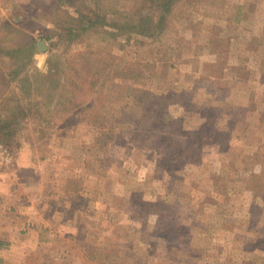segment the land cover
<instances>
[{
    "label": "rangeland",
    "instance_id": "obj_1",
    "mask_svg": "<svg viewBox=\"0 0 264 264\" xmlns=\"http://www.w3.org/2000/svg\"><path fill=\"white\" fill-rule=\"evenodd\" d=\"M0 142L31 264H264V0H0Z\"/></svg>",
    "mask_w": 264,
    "mask_h": 264
},
{
    "label": "crops",
    "instance_id": "obj_2",
    "mask_svg": "<svg viewBox=\"0 0 264 264\" xmlns=\"http://www.w3.org/2000/svg\"><path fill=\"white\" fill-rule=\"evenodd\" d=\"M8 179L0 178V264H31L32 252L36 248L42 249L43 244L49 240L45 232L55 231L57 224H47V214L39 210L36 215L28 208L18 213L17 209L15 211L9 206H2L3 201L10 203L9 188L12 184ZM32 233L37 234L36 239H33ZM52 259L53 256L44 251L38 256V263L50 264L53 263ZM54 259L57 260V257L54 256Z\"/></svg>",
    "mask_w": 264,
    "mask_h": 264
},
{
    "label": "clouds",
    "instance_id": "obj_3",
    "mask_svg": "<svg viewBox=\"0 0 264 264\" xmlns=\"http://www.w3.org/2000/svg\"><path fill=\"white\" fill-rule=\"evenodd\" d=\"M34 59L36 61V68L39 69L43 74H46L47 73V67H46L45 61L47 59V54L46 53H44V54L37 53L34 56Z\"/></svg>",
    "mask_w": 264,
    "mask_h": 264
},
{
    "label": "built area",
    "instance_id": "obj_4",
    "mask_svg": "<svg viewBox=\"0 0 264 264\" xmlns=\"http://www.w3.org/2000/svg\"><path fill=\"white\" fill-rule=\"evenodd\" d=\"M10 151L0 142V162H9L11 160Z\"/></svg>",
    "mask_w": 264,
    "mask_h": 264
},
{
    "label": "water",
    "instance_id": "obj_5",
    "mask_svg": "<svg viewBox=\"0 0 264 264\" xmlns=\"http://www.w3.org/2000/svg\"><path fill=\"white\" fill-rule=\"evenodd\" d=\"M43 43H45V42H44V41H41V42H40V45H42ZM39 48H41V47H39ZM41 49H42V48H41Z\"/></svg>",
    "mask_w": 264,
    "mask_h": 264
}]
</instances>
